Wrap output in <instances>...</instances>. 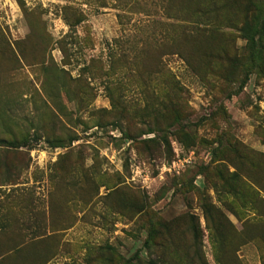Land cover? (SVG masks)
<instances>
[{
  "label": "rangeland",
  "instance_id": "rangeland-1",
  "mask_svg": "<svg viewBox=\"0 0 264 264\" xmlns=\"http://www.w3.org/2000/svg\"><path fill=\"white\" fill-rule=\"evenodd\" d=\"M0 264H264V0H0Z\"/></svg>",
  "mask_w": 264,
  "mask_h": 264
},
{
  "label": "trees",
  "instance_id": "trees-1",
  "mask_svg": "<svg viewBox=\"0 0 264 264\" xmlns=\"http://www.w3.org/2000/svg\"><path fill=\"white\" fill-rule=\"evenodd\" d=\"M241 33H242V37L247 42L250 55L254 56V52L256 50L258 51V44H259V41L256 38L257 33L254 32L252 26H250L247 23L241 28Z\"/></svg>",
  "mask_w": 264,
  "mask_h": 264
}]
</instances>
